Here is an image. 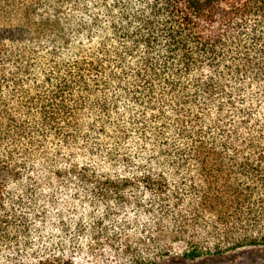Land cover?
I'll use <instances>...</instances> for the list:
<instances>
[{"label": "trees", "instance_id": "trees-1", "mask_svg": "<svg viewBox=\"0 0 264 264\" xmlns=\"http://www.w3.org/2000/svg\"><path fill=\"white\" fill-rule=\"evenodd\" d=\"M96 233L117 264L264 244V0H0V264Z\"/></svg>", "mask_w": 264, "mask_h": 264}, {"label": "rangeland", "instance_id": "rangeland-1", "mask_svg": "<svg viewBox=\"0 0 264 264\" xmlns=\"http://www.w3.org/2000/svg\"><path fill=\"white\" fill-rule=\"evenodd\" d=\"M63 214L68 217L69 215L72 216L73 213H71L70 210H64ZM71 219L75 220L76 218L73 216L71 217ZM207 220H209L208 223L210 224L214 223L213 219H210L209 217H207ZM207 225L209 224H206V222H204V224L201 226V229L197 231L199 233V246L203 247L204 251H207V249H211V251H213L214 246L219 242V240L210 235V227H207ZM47 237L48 236L46 235L45 240L48 242H52V237ZM92 237L94 238L93 240L90 238L87 239L84 236L79 237L77 241L75 240L78 245L80 247H83V249L86 251V254H84L83 256V258L85 257L87 259V262L85 264L121 263L118 259L117 252L109 250V246L106 244L107 241L102 238V235L96 233L95 235H92ZM129 238L132 243L137 241V237L133 234V232H131ZM102 239L105 242L103 244L104 250L100 248ZM124 242L125 237L119 240L118 245H121V243ZM221 242L225 243L224 238L221 240ZM112 244H114L113 248H117V245L115 243ZM170 245L172 249L176 251V253L171 254V256H165L162 259L155 257V264H264V244L255 246L248 245L220 254L206 252L201 257L196 259H190L183 255L184 251H186V248L188 247L185 240H172V242H170ZM89 247L91 248L89 249ZM134 247L137 251H141L143 246L139 243H136ZM150 257H154L153 250L150 252Z\"/></svg>", "mask_w": 264, "mask_h": 264}]
</instances>
